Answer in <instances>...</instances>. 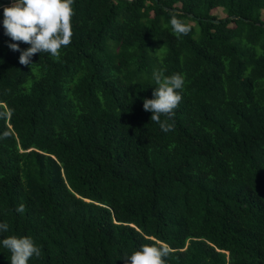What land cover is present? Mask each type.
I'll return each mask as SVG.
<instances>
[{"label": "trees", "instance_id": "trees-1", "mask_svg": "<svg viewBox=\"0 0 264 264\" xmlns=\"http://www.w3.org/2000/svg\"><path fill=\"white\" fill-rule=\"evenodd\" d=\"M12 4L0 240L33 237L29 264H125L160 242L168 264H264V0H75L71 45L27 66L8 47ZM154 71L186 79L168 133L143 108ZM10 256L0 245V264Z\"/></svg>", "mask_w": 264, "mask_h": 264}, {"label": "clouds", "instance_id": "clouds-1", "mask_svg": "<svg viewBox=\"0 0 264 264\" xmlns=\"http://www.w3.org/2000/svg\"><path fill=\"white\" fill-rule=\"evenodd\" d=\"M75 0H14L10 7H4L3 26L6 35L15 43L8 47L20 52L22 65H33L32 58L37 53L49 54L59 61L62 49L71 45L74 35L72 20L75 15ZM172 33L187 36L191 26L173 14L170 19ZM167 27V25H165ZM20 42L30 45L21 49ZM154 99L145 98L143 108L152 113L151 121L159 124L165 133L174 131L175 110L183 100L185 76L180 73L165 75L164 71H154ZM0 112V116H6ZM164 117V119H162ZM16 211L23 213L25 206L20 204ZM9 225L0 222V234L8 232ZM0 245L7 249L11 264H29L31 258H40L42 250L31 236L11 235L0 240ZM173 249L164 242L141 245L139 250L122 258L125 264H168Z\"/></svg>", "mask_w": 264, "mask_h": 264}, {"label": "water", "instance_id": "water-1", "mask_svg": "<svg viewBox=\"0 0 264 264\" xmlns=\"http://www.w3.org/2000/svg\"><path fill=\"white\" fill-rule=\"evenodd\" d=\"M6 2L10 1V2H14V0H5ZM165 9L167 10H171V11H176V12H180V9L177 8H169V7H165ZM190 16H193L194 14L190 13ZM231 18H236V16H231ZM215 22H220V20H214Z\"/></svg>", "mask_w": 264, "mask_h": 264}, {"label": "rangeland", "instance_id": "rangeland-1", "mask_svg": "<svg viewBox=\"0 0 264 264\" xmlns=\"http://www.w3.org/2000/svg\"><path fill=\"white\" fill-rule=\"evenodd\" d=\"M215 13H217L219 16H223L224 15V12L222 10H216Z\"/></svg>", "mask_w": 264, "mask_h": 264}]
</instances>
